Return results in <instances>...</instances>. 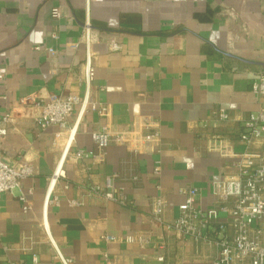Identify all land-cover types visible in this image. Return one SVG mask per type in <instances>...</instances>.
<instances>
[{"label":"crops","instance_id":"1","mask_svg":"<svg viewBox=\"0 0 264 264\" xmlns=\"http://www.w3.org/2000/svg\"><path fill=\"white\" fill-rule=\"evenodd\" d=\"M55 7L61 12L57 21L50 16ZM86 21L91 96L107 113L87 111L77 122L76 108L66 129L40 131L34 124L37 108L18 102L82 96L85 51L70 44L81 39ZM53 31L57 40L50 38ZM111 43L118 50L111 51ZM260 73L264 0H0V120L11 117L0 152L6 163L33 170L19 190L0 196V264H35L34 258L36 264H60L49 237L70 264H210L212 247L153 225L152 200L165 202L166 224L178 215L182 188L199 191L196 205L202 211L217 206L212 184L236 173L235 155L245 150L238 140L242 125L260 109L251 92ZM73 127L70 154L100 153L91 134L103 127L113 133L156 132L159 144L151 154L111 145L99 160L68 158L65 177L56 181L44 208ZM261 150L262 141L249 148ZM111 177L123 204L90 192L92 185L104 189ZM135 234L148 238L144 248L123 241ZM105 235L118 241L104 244Z\"/></svg>","mask_w":264,"mask_h":264},{"label":"built area","instance_id":"2","mask_svg":"<svg viewBox=\"0 0 264 264\" xmlns=\"http://www.w3.org/2000/svg\"><path fill=\"white\" fill-rule=\"evenodd\" d=\"M50 16L55 21L59 20L61 18L59 8L51 9ZM50 38L57 40V32L53 31ZM91 42L90 23L86 21L81 39L70 44L72 49H77L83 45L85 51L84 60L79 70V84L83 89L81 97L77 95L65 97L49 95L45 99L35 100L27 97L18 102L19 107L33 104L37 108L39 113L34 118V124L40 131L53 126L66 129L76 108H78L77 122L87 111L99 116L106 115L107 108L91 96L94 79ZM34 50L40 51L41 49L36 47ZM110 50H118L117 44L111 43ZM45 51L50 55H55V51L51 47L46 48ZM251 92L259 99L260 109L250 115L242 125L243 129L238 140L245 150L243 153L235 155V175L212 184V192L216 198L217 206L212 210L202 211L196 205L199 191L193 187L182 188L179 190V194L184 197V201L178 207V215L172 224H166L163 221L165 202L160 197L152 200L151 219L153 225L171 230L181 238H190L196 243L212 247L215 250V256L210 264H264V150L249 151L255 142H264V73L258 74L251 83ZM216 114L221 121L227 120L223 111H216ZM10 122V114L1 118L0 139L6 135L5 126ZM68 133L67 142L48 184L44 208L50 202L56 181L65 177L64 164L68 158L73 161H83L88 157L99 160L102 158L103 151L111 145L126 146L137 154H151L156 151L159 144V136L156 132L136 133L133 130H128L113 133L103 127L91 134L93 144L100 153L91 155L77 150L70 154L69 149L76 133V127H73ZM158 173L159 168L155 167L154 174ZM32 175L33 170L28 164H8L3 160L0 152V196L12 194L19 190L23 180ZM114 178L106 179L104 189L92 185L90 192L96 196H103L106 201L123 204L125 199L120 197L122 195L118 197L119 194L114 189ZM131 180L137 181L135 177ZM20 200L27 204L22 196ZM43 228L48 235L45 222ZM226 228L230 229L229 234L224 233ZM100 240L104 244L118 241L109 235L102 236ZM123 241L139 248H144L148 244V238L138 234L128 236ZM49 242L59 263L70 264V260L61 255L50 237ZM33 260L36 264V259ZM158 261H162V259L159 258Z\"/></svg>","mask_w":264,"mask_h":264}]
</instances>
